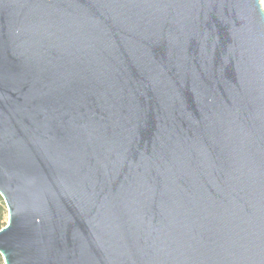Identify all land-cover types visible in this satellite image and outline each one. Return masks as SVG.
Returning <instances> with one entry per match:
<instances>
[{
    "label": "water",
    "instance_id": "water-1",
    "mask_svg": "<svg viewBox=\"0 0 264 264\" xmlns=\"http://www.w3.org/2000/svg\"><path fill=\"white\" fill-rule=\"evenodd\" d=\"M4 264H264L260 0H0Z\"/></svg>",
    "mask_w": 264,
    "mask_h": 264
},
{
    "label": "trees",
    "instance_id": "trees-1",
    "mask_svg": "<svg viewBox=\"0 0 264 264\" xmlns=\"http://www.w3.org/2000/svg\"><path fill=\"white\" fill-rule=\"evenodd\" d=\"M6 212H7L6 205L4 203L2 196L0 195V228L6 224V220H5ZM0 264H3L1 255H0Z\"/></svg>",
    "mask_w": 264,
    "mask_h": 264
},
{
    "label": "rangeland",
    "instance_id": "rangeland-1",
    "mask_svg": "<svg viewBox=\"0 0 264 264\" xmlns=\"http://www.w3.org/2000/svg\"><path fill=\"white\" fill-rule=\"evenodd\" d=\"M260 3H261L262 8L264 9V0H260ZM5 220L7 222V212H6V215H5ZM2 262H3V259H2ZM3 264H4V262H3Z\"/></svg>",
    "mask_w": 264,
    "mask_h": 264
}]
</instances>
